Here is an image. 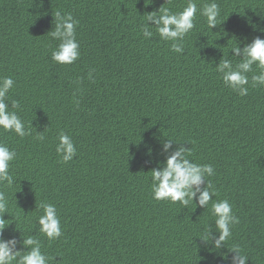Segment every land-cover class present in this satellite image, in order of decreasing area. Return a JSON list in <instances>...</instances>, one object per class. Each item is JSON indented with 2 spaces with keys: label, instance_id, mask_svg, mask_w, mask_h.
I'll return each mask as SVG.
<instances>
[{
  "label": "trees",
  "instance_id": "trees-1",
  "mask_svg": "<svg viewBox=\"0 0 264 264\" xmlns=\"http://www.w3.org/2000/svg\"><path fill=\"white\" fill-rule=\"evenodd\" d=\"M215 2L218 26L209 29L198 12L176 53L155 28L151 38L141 29L150 12L181 11L188 0H0V76L16 81L8 102L19 101L31 130L21 138L0 129V141L17 152L10 169L17 183L0 190L17 228L55 257L50 264H231L234 245L247 264H264V86H250L260 69L253 65L242 97L215 67L223 52L240 62L230 52L237 40L243 47L264 38V0ZM57 10L79 21L81 55L72 65L51 59ZM61 131L77 146L68 163L56 153ZM167 138L214 166V199L227 198L239 218L226 248L199 238L214 221L211 202L185 208L152 198L151 170L165 160ZM41 201L58 209L57 240L38 232ZM13 235L20 237L15 222L4 232Z\"/></svg>",
  "mask_w": 264,
  "mask_h": 264
},
{
  "label": "clouds",
  "instance_id": "clouds-1",
  "mask_svg": "<svg viewBox=\"0 0 264 264\" xmlns=\"http://www.w3.org/2000/svg\"><path fill=\"white\" fill-rule=\"evenodd\" d=\"M198 12L200 16L206 18L209 29L212 30L218 26L221 8L215 0L199 8L195 0H188L181 11L173 12L170 8L160 7L158 11L150 12L146 18L147 22L141 29L143 36L151 38L153 32L150 29L155 28L162 41L172 42V51L183 53L184 39L196 27ZM54 17L55 28L49 33L51 38L59 43L52 50L51 59L61 65H72L81 55V45L77 39L79 21L73 17L72 13L60 10L55 12ZM230 52L231 56L240 57V62L234 66L233 61L228 58L229 54L226 55L223 52L219 63L215 66L224 85L242 97L247 96L250 84L248 73L253 71V65H255L260 71L252 75L250 86H264V38L256 36L250 42H244L243 47L237 40ZM15 83L11 75L0 76V129L7 133L14 132L23 138L31 135V130L26 127L25 121L18 114L20 103L18 100L8 102V94ZM30 124L32 127V121ZM36 138L44 139L43 135H37ZM174 143L177 145L175 148H173ZM161 152L165 155V160L158 162L157 167L151 170L152 198L169 203L179 202L185 208L194 204L196 207L207 209L211 202V215L214 221L205 226L199 238L206 246L214 249L226 248L225 243L232 237L233 227L239 223V218L235 215L233 205L227 198L214 199L218 194L209 179L215 175L214 166L189 159L191 149L173 139L167 138L163 142ZM56 153L63 163H68L77 155V146L71 135L63 131L59 133ZM16 157L17 152L0 141V185L12 187L17 183L10 171ZM35 210L42 211L36 220L39 225V234L48 241L59 239L63 231L56 205L41 201L35 205ZM6 214L11 219H5ZM13 222H15L16 230L20 232V237L13 235L6 239L5 229ZM229 251L233 253L231 264H247L248 257L239 245H234ZM54 258H50L43 250L40 238L30 233L26 234L17 228V218L10 211L8 195L0 190V264H50V259ZM222 258L227 260V254H222Z\"/></svg>",
  "mask_w": 264,
  "mask_h": 264
}]
</instances>
